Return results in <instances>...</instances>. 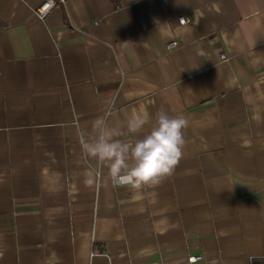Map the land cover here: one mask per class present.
<instances>
[{
  "label": "crops",
  "instance_id": "crops-1",
  "mask_svg": "<svg viewBox=\"0 0 264 264\" xmlns=\"http://www.w3.org/2000/svg\"><path fill=\"white\" fill-rule=\"evenodd\" d=\"M44 1L0 0V264H264V0ZM141 108L189 125L133 190L82 142Z\"/></svg>",
  "mask_w": 264,
  "mask_h": 264
},
{
  "label": "clouds",
  "instance_id": "clouds-1",
  "mask_svg": "<svg viewBox=\"0 0 264 264\" xmlns=\"http://www.w3.org/2000/svg\"><path fill=\"white\" fill-rule=\"evenodd\" d=\"M188 125L183 115L172 116L163 109L153 118L141 108L123 125L112 127L98 117L83 134L82 151L86 158L107 168V179L112 185L133 190L155 187L172 176L183 159ZM125 128L132 139H119ZM83 175L86 186L95 184L92 171Z\"/></svg>",
  "mask_w": 264,
  "mask_h": 264
},
{
  "label": "built area",
  "instance_id": "built-area-1",
  "mask_svg": "<svg viewBox=\"0 0 264 264\" xmlns=\"http://www.w3.org/2000/svg\"><path fill=\"white\" fill-rule=\"evenodd\" d=\"M61 2H64V0H46L44 1L39 7L36 8L35 10V15L37 17V19L39 20H45V18L47 17V15L49 14V12L58 4H60ZM190 21V19L188 17L182 16L179 17V23L180 24H186ZM178 45V42L173 40L168 44L169 48H173L175 46ZM226 55L222 54L221 58L222 59H226ZM202 258V256H192L189 257V261L190 262H195L197 260H200Z\"/></svg>",
  "mask_w": 264,
  "mask_h": 264
}]
</instances>
